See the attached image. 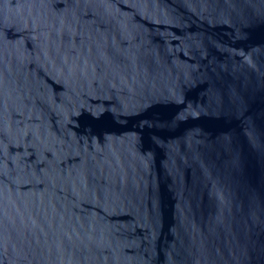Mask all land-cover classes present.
<instances>
[{
	"label": "water",
	"instance_id": "1",
	"mask_svg": "<svg viewBox=\"0 0 264 264\" xmlns=\"http://www.w3.org/2000/svg\"><path fill=\"white\" fill-rule=\"evenodd\" d=\"M0 264H264V0H0Z\"/></svg>",
	"mask_w": 264,
	"mask_h": 264
}]
</instances>
